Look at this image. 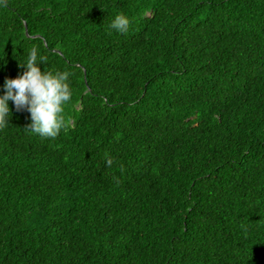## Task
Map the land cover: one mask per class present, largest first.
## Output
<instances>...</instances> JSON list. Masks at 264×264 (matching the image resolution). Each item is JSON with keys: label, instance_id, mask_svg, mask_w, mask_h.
<instances>
[{"label": "trees", "instance_id": "16d2710c", "mask_svg": "<svg viewBox=\"0 0 264 264\" xmlns=\"http://www.w3.org/2000/svg\"><path fill=\"white\" fill-rule=\"evenodd\" d=\"M5 5L0 86L35 46L73 96L55 139L9 101L0 264H264V0Z\"/></svg>", "mask_w": 264, "mask_h": 264}, {"label": "clouds", "instance_id": "9594fccd", "mask_svg": "<svg viewBox=\"0 0 264 264\" xmlns=\"http://www.w3.org/2000/svg\"><path fill=\"white\" fill-rule=\"evenodd\" d=\"M5 0H0V7H5ZM131 25L130 18L123 13L115 15L109 28L119 34L126 33ZM47 58L33 46L23 63L19 66L24 71L16 78H5L0 94V130L4 129L12 116L9 107L11 101L16 111H27L31 123L28 129L42 138L55 139L66 128L65 107L71 102L73 89L68 71H42L40 65L46 64ZM113 161L108 159L106 167Z\"/></svg>", "mask_w": 264, "mask_h": 264}]
</instances>
